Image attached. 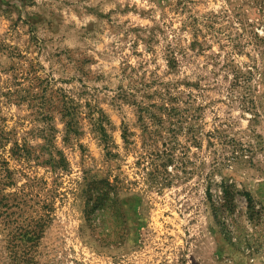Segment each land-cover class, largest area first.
<instances>
[{"label":"rangeland","instance_id":"1","mask_svg":"<svg viewBox=\"0 0 264 264\" xmlns=\"http://www.w3.org/2000/svg\"><path fill=\"white\" fill-rule=\"evenodd\" d=\"M1 133L0 264H264V0H0Z\"/></svg>","mask_w":264,"mask_h":264},{"label":"trees","instance_id":"2","mask_svg":"<svg viewBox=\"0 0 264 264\" xmlns=\"http://www.w3.org/2000/svg\"><path fill=\"white\" fill-rule=\"evenodd\" d=\"M70 123H67V127L70 128ZM7 136H5L4 133H1L0 135V148H2L4 145V143L8 142L7 141ZM13 148L11 150V152L14 155H17V153H19L21 151V149L19 148V145L14 143L13 144ZM0 169L3 170V174L4 177L0 179V211L5 210V212L7 210H9L11 208V206H9L8 204V199L9 197L2 195V189L4 187H12L14 186V181H13V174L11 171H9L8 169V163L7 161H5L4 159L0 160ZM110 185L107 184L106 189L109 187ZM230 187V186H229ZM223 197L222 199L224 200V203L229 202V198H230V188L225 187L224 190L222 191ZM209 196V194H208ZM242 196H244L245 200H246V204H247V209H248V214H250V216L252 217L254 215L255 209L254 206L252 204V199L249 193L244 192L242 193ZM4 212V211H3ZM256 213V212H255ZM258 213V212H257ZM256 213V214H257ZM41 233H36L35 231H32L30 229H25L22 230L20 229L17 232H14V239L13 240H17V241H25L28 244H32L33 242H36L39 240V237ZM13 249L16 247H12ZM17 249V248H16ZM12 262L13 264H19L17 261H19V256L16 255V253H14V255L12 256Z\"/></svg>","mask_w":264,"mask_h":264}]
</instances>
